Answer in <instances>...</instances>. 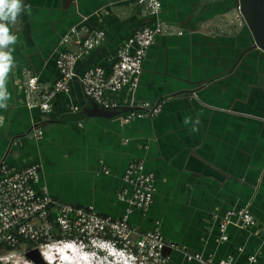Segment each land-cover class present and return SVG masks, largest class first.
<instances>
[{"label":"crops","instance_id":"crops-1","mask_svg":"<svg viewBox=\"0 0 264 264\" xmlns=\"http://www.w3.org/2000/svg\"><path fill=\"white\" fill-rule=\"evenodd\" d=\"M159 2L153 14L137 0H21L16 20L7 22L16 40L0 45L12 58L3 74L8 95L0 108V162L37 163V189L119 218L127 206L118 198L127 187L124 170L143 159L153 174L154 199L146 210H133L129 221L142 231L158 221L172 264L195 252L231 257L233 264L255 254L254 264H264V51L238 0ZM156 23L168 30L146 51L136 88L108 93L120 104L116 114L101 115L77 78L50 99L47 111L28 105L26 78L35 76L40 90L49 87L56 53L77 51L76 39L103 31L78 57L79 75L91 66L109 69L127 36ZM144 102L161 103V111L125 119L131 104ZM36 126L41 138L33 134ZM241 207L256 224H229L227 240L219 242L222 214Z\"/></svg>","mask_w":264,"mask_h":264},{"label":"built area","instance_id":"built-area-1","mask_svg":"<svg viewBox=\"0 0 264 264\" xmlns=\"http://www.w3.org/2000/svg\"><path fill=\"white\" fill-rule=\"evenodd\" d=\"M137 2L149 13H157L160 8L159 0ZM167 30L160 23L137 28L123 40L109 69L91 66L79 75L75 71L78 57L98 44L103 31L82 42L76 39L80 44L77 51L56 53L57 75L49 87L40 90L35 76L26 78L24 91L28 105L47 111L50 99L57 93L68 92L70 81L77 78L86 96L104 110H115L120 104L108 97V93L123 87L136 88L146 51L155 36ZM68 40L66 34L61 42L68 43ZM160 111L159 102L131 104L124 117L130 120ZM33 134L41 138L42 129L34 127ZM39 173L37 163L17 168L0 162V264L20 263L19 259L23 264H35L26 256L31 250L43 256L49 248L66 250L71 246L80 255H89L88 258L95 254L94 248H102L109 255L100 254L101 264H110L111 256L119 264H172L170 256L164 253L166 243L159 222L152 229L142 231L129 221L133 210H146L154 199L153 174L145 169L143 159L130 162L124 170L123 182L127 187L118 192V198L127 206L119 218L99 214L90 206H75L52 198L45 187H35ZM229 224L244 228L254 226L256 220L247 207L227 209L219 222V242L227 240ZM256 260V255L250 254L244 264H254ZM181 264H233V261L231 257L214 260L211 255L195 252L184 253Z\"/></svg>","mask_w":264,"mask_h":264},{"label":"water","instance_id":"water-1","mask_svg":"<svg viewBox=\"0 0 264 264\" xmlns=\"http://www.w3.org/2000/svg\"><path fill=\"white\" fill-rule=\"evenodd\" d=\"M238 10L252 34L255 45L264 51V0H238ZM100 109L103 116L117 113L115 110H104L102 107ZM26 256L35 264H49L42 259L37 250H31Z\"/></svg>","mask_w":264,"mask_h":264},{"label":"clouds","instance_id":"clouds-1","mask_svg":"<svg viewBox=\"0 0 264 264\" xmlns=\"http://www.w3.org/2000/svg\"><path fill=\"white\" fill-rule=\"evenodd\" d=\"M22 10L21 0H0V45H6L15 42L16 36L9 34L7 22H14L17 15ZM11 51V50H9ZM3 62L0 63V108L5 107L4 101L7 99V91L3 87V74L7 72L9 65L12 63V58L10 55L0 53ZM188 121L186 120L185 123ZM99 248V249H98ZM96 247V252L102 255H109L100 247ZM62 259H66L63 257ZM51 264V260L49 261Z\"/></svg>","mask_w":264,"mask_h":264},{"label":"bare ground","instance_id":"bare-ground-1","mask_svg":"<svg viewBox=\"0 0 264 264\" xmlns=\"http://www.w3.org/2000/svg\"><path fill=\"white\" fill-rule=\"evenodd\" d=\"M38 254L42 257V259L46 263H49V261L51 260L52 264H75L76 262H77L76 264H89L88 262L92 260L88 258L90 256L87 254L85 256H82L80 255V253H77V251L73 246H71L70 248H66V250L55 247L49 248L48 250L45 251V255L42 256L40 252H38ZM63 257H66V259H62ZM20 263H16V264H20Z\"/></svg>","mask_w":264,"mask_h":264},{"label":"rangeland","instance_id":"rangeland-1","mask_svg":"<svg viewBox=\"0 0 264 264\" xmlns=\"http://www.w3.org/2000/svg\"><path fill=\"white\" fill-rule=\"evenodd\" d=\"M97 248H98V247H97ZM98 249H99V248H98ZM91 251H92V250H91ZM93 251H96V249H94ZM95 254H96V252H95ZM27 258L29 259V261H33V260H31L29 257H27ZM90 259H92V258H90ZM90 259H89V260H90ZM19 260H21L20 262H21V264H23V263H22L23 260H22V259H19ZM89 260H88V261H89ZM101 260H102V259H100V260H98L97 258L95 259L94 256H93V259H92L91 261H89L88 263H89V264H92V262H93V264H101ZM33 263H34V262H33ZM76 263H77V262H76ZM76 263H75V264H76Z\"/></svg>","mask_w":264,"mask_h":264}]
</instances>
